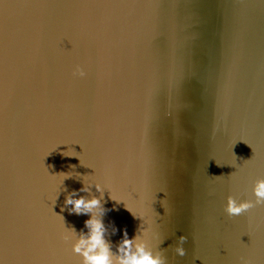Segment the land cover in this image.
<instances>
[{
    "label": "water",
    "instance_id": "95a60500",
    "mask_svg": "<svg viewBox=\"0 0 264 264\" xmlns=\"http://www.w3.org/2000/svg\"><path fill=\"white\" fill-rule=\"evenodd\" d=\"M85 176L121 202L101 200L113 252L141 224L126 207L165 264H264V204L223 211L264 179V0H2L4 264H79L55 214L87 231L64 207L100 196Z\"/></svg>",
    "mask_w": 264,
    "mask_h": 264
},
{
    "label": "clouds",
    "instance_id": "9594fccd",
    "mask_svg": "<svg viewBox=\"0 0 264 264\" xmlns=\"http://www.w3.org/2000/svg\"><path fill=\"white\" fill-rule=\"evenodd\" d=\"M68 42L71 43L73 47L72 41L68 40ZM86 74V69L80 64L72 65L70 70L71 78L82 79L86 76ZM58 146H56V148ZM69 152L74 153L69 149L62 152L61 155L64 157L75 156L68 155L67 153ZM247 161L249 160L244 162L246 163ZM80 163L82 166H85L81 161ZM217 166L221 165L217 163ZM72 175L73 174L70 172H61L59 174L50 175L54 178H58L57 191L54 197L53 205L59 197V191L64 181L72 178ZM83 181L86 186L82 187L81 191H87L89 188H95V191L100 193V196L85 200L83 197L74 198L75 194L73 193L65 197L64 207L66 208L68 205H71V208L68 209L69 214L77 216L85 215L89 217L84 221V228L87 229V231L78 235L74 228L65 227L62 215L55 214L56 218L61 222L60 238L65 244L70 245L71 254L79 257V264H165V261L159 252L153 253V251L150 250L148 243L150 230L142 227V218H138L126 207H124L125 210L128 211L134 219H139L141 221L138 228V234L134 235L130 239L126 231L122 232L121 240L116 245L115 252L112 251L111 245L105 240V234L107 231L103 223L105 209L101 204V200L103 199L105 191H107L109 193L110 200L117 204L121 202L114 198L107 185H101L100 183L93 182L89 179V176L83 177ZM251 197L252 199L239 200L234 199L232 195H229L226 198L223 208L224 213L229 217L239 216L248 212V210L252 209L254 206L264 204V179H257L254 183H252ZM63 211L64 208H61V212ZM113 232H115V229H113ZM152 238L155 239L154 236ZM185 240V236H180L173 249L174 253L179 257H183L185 255V250L182 247ZM0 264H4L2 259H0Z\"/></svg>",
    "mask_w": 264,
    "mask_h": 264
},
{
    "label": "snow or ice",
    "instance_id": "6c2138e0",
    "mask_svg": "<svg viewBox=\"0 0 264 264\" xmlns=\"http://www.w3.org/2000/svg\"><path fill=\"white\" fill-rule=\"evenodd\" d=\"M0 2H2V0H0Z\"/></svg>",
    "mask_w": 264,
    "mask_h": 264
}]
</instances>
